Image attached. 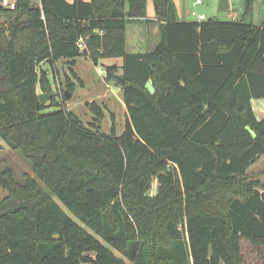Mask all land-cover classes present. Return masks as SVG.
Masks as SVG:
<instances>
[{"label": "trees", "instance_id": "16d2710c", "mask_svg": "<svg viewBox=\"0 0 264 264\" xmlns=\"http://www.w3.org/2000/svg\"><path fill=\"white\" fill-rule=\"evenodd\" d=\"M148 1L160 40L127 52L126 24L148 22ZM0 16V149L40 180L0 169V264H128L112 248L134 264H244L243 239L264 264V182L248 179L264 155L252 104L264 99V16L179 21L173 0H0ZM87 36L89 53L78 46ZM81 55L122 58L121 80L105 68L122 91V134L98 130L95 102L88 126L64 100L40 103V63Z\"/></svg>", "mask_w": 264, "mask_h": 264}, {"label": "rangeland", "instance_id": "374dc122", "mask_svg": "<svg viewBox=\"0 0 264 264\" xmlns=\"http://www.w3.org/2000/svg\"><path fill=\"white\" fill-rule=\"evenodd\" d=\"M202 1L203 2L200 3L196 2V0H176L180 17L182 18L185 9H189L190 11L203 10L206 16L203 20L210 18L211 16H216L218 20H224L225 15L222 12L211 13L213 5L210 7L207 3L208 0ZM246 1L247 0H244V2L242 1V10L244 9L243 7ZM254 2L255 7L253 16L252 14L250 15L253 11L251 6L250 12L245 14V16H239V20L243 19L254 24L262 22L264 15V3L259 5L261 0H252V5ZM148 15L150 16V13H148ZM148 15H146L149 19L148 22H146L147 20L133 18L126 24L125 38L127 52H148L153 48V44L157 42L156 35H152L153 30H151L153 27L158 28V25H155L157 21L153 20V18H150ZM188 16L192 19L196 18L191 14ZM1 17L2 16H0V19H3ZM81 39L83 47L80 49L87 50L89 53L90 45L88 36L82 37ZM75 60L76 62L73 66H71L64 58L58 59L53 67H50V65L46 64L44 61L40 63V67L45 70V74L48 77L46 91L55 93V97L49 99L46 103L49 104V101L52 99L60 101L64 100L65 108L77 116L85 126H88L90 122H92L93 117L88 104L95 102L102 107L104 112V116L100 121V128L102 132L110 134L112 130V123H114L116 135L122 134L124 131V103L122 100V91L114 80H107L105 78L106 73L102 74L99 72V69H105L106 66L110 65L113 61H115L114 63L117 66L119 63L121 64V57L100 58L97 64H94L89 57L84 55L78 56ZM37 90L38 93L44 92L41 90L39 85ZM66 93H68L67 99L65 97ZM252 104L256 115L258 117L264 116V102L254 101ZM61 108V105H48L42 110V112H52ZM2 143L3 148L0 149V169H3L5 166L12 168L15 178L19 182H24L25 177L30 176L40 183V180L31 168L29 160L22 157L17 151L11 149L5 142ZM256 163L257 162L250 165L248 169V179L252 180V178H254L255 180L259 179L258 181L263 182L264 178L261 177L264 176V159L259 165ZM156 190V180H152L151 188L148 192L149 195L154 196L156 194ZM0 192L1 194H5V191L2 190V188H0ZM55 200L75 222L79 223L86 229V231L104 243V241L97 234H95L93 230L85 226L75 216H73V214H71L57 198H55ZM240 247L243 253L244 264H261L262 258L254 250V247L249 240L243 239L240 243ZM112 251L116 255L122 257L128 264H134L115 248H112Z\"/></svg>", "mask_w": 264, "mask_h": 264}, {"label": "crops", "instance_id": "0c3cea01", "mask_svg": "<svg viewBox=\"0 0 264 264\" xmlns=\"http://www.w3.org/2000/svg\"><path fill=\"white\" fill-rule=\"evenodd\" d=\"M173 1L175 4V7H176L177 20H179V21H202L204 19V17H206L203 10H199V11L198 10H192V11H190L189 9H185L184 13L182 15V18H181L179 15L178 7H177V2H176V0H173ZM242 1L244 2V0H208L207 3H208V5H210V7L213 5V7L211 8V13L222 12L225 15L224 20H239V18H240L239 16H242L244 13V9L242 10V8H241ZM196 2L202 3L203 1L202 0H196ZM263 3H264L263 0H261V3L259 5H261ZM152 6H153L152 1H148L147 2V15H148V13H150V16L149 15L148 16L150 18L155 19L154 8ZM244 6H245V3H244ZM254 7H255V2L252 5L253 11L250 13V15L252 14V16H253V12H254ZM189 14L195 16L196 18L192 19L190 16H188ZM211 17L216 18V16H211ZM261 23L256 24V25H260ZM155 25H158V24L155 23ZM151 30H153L152 35H156V41L157 42L155 44H153V47H154L160 40V37L158 36L159 35V27L158 28L153 27ZM156 32L158 35L156 34ZM135 53H139V52H135ZM114 62L115 61L111 62L110 64H115ZM121 65H122V63L118 64L119 68L117 70L118 72H116L117 75H120L122 73V70L120 68ZM254 101L264 102V99L263 98H257V99H253L252 102H254ZM263 117L264 116H261L259 118H263ZM263 159H264V155H262L259 158V160L257 161L256 164L259 165ZM261 178H264V176H262ZM257 180H259V179H257Z\"/></svg>", "mask_w": 264, "mask_h": 264}, {"label": "water", "instance_id": "95a60500", "mask_svg": "<svg viewBox=\"0 0 264 264\" xmlns=\"http://www.w3.org/2000/svg\"><path fill=\"white\" fill-rule=\"evenodd\" d=\"M118 80H121V76L117 75L116 76ZM55 97V93L51 92V91H44L41 93H38V98L40 103L43 105L45 104L50 98ZM66 99L68 98V93L65 94ZM100 129V127H98V130Z\"/></svg>", "mask_w": 264, "mask_h": 264}, {"label": "built area", "instance_id": "2783aa9c", "mask_svg": "<svg viewBox=\"0 0 264 264\" xmlns=\"http://www.w3.org/2000/svg\"><path fill=\"white\" fill-rule=\"evenodd\" d=\"M1 5L3 7L9 8V9H14L15 8V0H1ZM78 46H79V48L83 47V42H82L81 38L78 41ZM99 72L102 74L106 73L105 69H99Z\"/></svg>", "mask_w": 264, "mask_h": 264}]
</instances>
